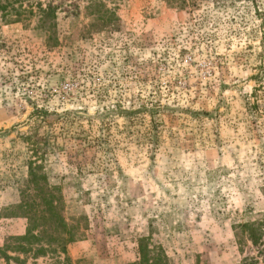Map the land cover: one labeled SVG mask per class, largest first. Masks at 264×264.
I'll use <instances>...</instances> for the list:
<instances>
[{"label": "rangeland", "instance_id": "rangeland-1", "mask_svg": "<svg viewBox=\"0 0 264 264\" xmlns=\"http://www.w3.org/2000/svg\"><path fill=\"white\" fill-rule=\"evenodd\" d=\"M187 1L18 0L53 8L52 46L0 19V248L49 217L72 264L138 262L144 238L169 264L256 253L236 232L264 217V0Z\"/></svg>", "mask_w": 264, "mask_h": 264}, {"label": "trees", "instance_id": "trees-1", "mask_svg": "<svg viewBox=\"0 0 264 264\" xmlns=\"http://www.w3.org/2000/svg\"><path fill=\"white\" fill-rule=\"evenodd\" d=\"M18 0H0V13L1 20L5 23L19 22L23 20V15L26 13L34 15L37 19V27L47 32V44L57 45L59 38L57 37V23L55 21V11L52 7L44 8L42 5L38 6L36 14L33 8H25L22 3L18 6L16 4ZM180 6L188 4L187 0H175ZM97 6L92 4V7ZM118 16L114 14L109 8H105L102 13L94 14V22L92 25L109 26L116 23ZM37 166L34 168L30 166L31 182H39L40 179H44V175L37 173ZM58 208V205L54 206V209ZM47 213H49L47 211ZM52 218V217H51ZM42 229L38 232L35 231L36 221L30 218L27 232L23 236L12 237V245L6 244L5 248H0V254L6 259V264H10L11 260L17 262H25L24 259L18 256H11L9 251H13L25 256L29 253H33V258L36 259L40 256H46L48 251L52 254L62 253L65 254L63 260H57L58 264H72V259L67 255V246L75 240V236L71 233L65 220H62L61 226L63 231L71 233L67 235L52 236L49 235L53 219L49 217L43 218ZM237 242L240 250L244 252L245 246L249 243L255 248L254 255H245L238 264H264V217L243 223L237 226L236 232ZM39 242V243H38ZM55 245V247H54ZM59 257V256H58ZM168 257L162 248H151L148 244V239H142L140 241V260L138 262L130 264H169ZM34 264V263H33ZM199 264V262L197 263Z\"/></svg>", "mask_w": 264, "mask_h": 264}]
</instances>
